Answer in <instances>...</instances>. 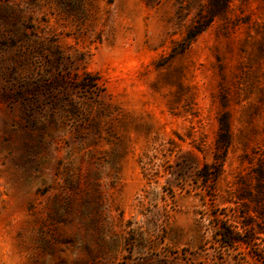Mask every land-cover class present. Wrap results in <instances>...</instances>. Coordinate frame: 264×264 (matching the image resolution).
Instances as JSON below:
<instances>
[{"label": "rangeland", "instance_id": "obj_1", "mask_svg": "<svg viewBox=\"0 0 264 264\" xmlns=\"http://www.w3.org/2000/svg\"><path fill=\"white\" fill-rule=\"evenodd\" d=\"M207 1L0 0V264H264V0Z\"/></svg>", "mask_w": 264, "mask_h": 264}, {"label": "trees", "instance_id": "obj_2", "mask_svg": "<svg viewBox=\"0 0 264 264\" xmlns=\"http://www.w3.org/2000/svg\"><path fill=\"white\" fill-rule=\"evenodd\" d=\"M230 0H208L206 4L205 14L202 16V20L200 19L199 22L195 25V32L190 37L195 38L198 34L202 33L212 22V20L218 16H220L227 8ZM208 166H203L201 171L204 175H201L204 182H210L217 178L218 172L216 169L215 173L208 174ZM228 241H225V245L229 247H233L236 243L239 242V239L228 237Z\"/></svg>", "mask_w": 264, "mask_h": 264}]
</instances>
